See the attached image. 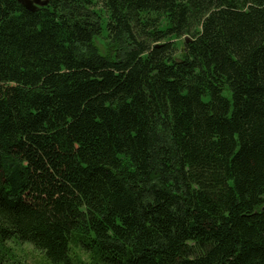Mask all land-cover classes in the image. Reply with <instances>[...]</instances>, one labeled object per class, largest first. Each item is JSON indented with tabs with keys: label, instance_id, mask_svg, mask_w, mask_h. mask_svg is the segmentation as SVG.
Listing matches in <instances>:
<instances>
[{
	"label": "trees",
	"instance_id": "16d2710c",
	"mask_svg": "<svg viewBox=\"0 0 264 264\" xmlns=\"http://www.w3.org/2000/svg\"><path fill=\"white\" fill-rule=\"evenodd\" d=\"M12 240L264 264V0H0V264Z\"/></svg>",
	"mask_w": 264,
	"mask_h": 264
},
{
	"label": "rangeland",
	"instance_id": "374dc122",
	"mask_svg": "<svg viewBox=\"0 0 264 264\" xmlns=\"http://www.w3.org/2000/svg\"><path fill=\"white\" fill-rule=\"evenodd\" d=\"M104 36L96 41L97 46L102 52L105 49ZM178 47H181L182 40H176ZM11 253L14 255V261L12 264H43L44 260L42 254L36 251L32 246L28 244H20L16 241H9L6 243ZM73 254L76 256V261H80L81 264H90L87 256L82 253L79 249H73ZM11 264V263H10Z\"/></svg>",
	"mask_w": 264,
	"mask_h": 264
},
{
	"label": "water",
	"instance_id": "95a60500",
	"mask_svg": "<svg viewBox=\"0 0 264 264\" xmlns=\"http://www.w3.org/2000/svg\"><path fill=\"white\" fill-rule=\"evenodd\" d=\"M23 8L28 11H35L39 7L47 5V0H16Z\"/></svg>",
	"mask_w": 264,
	"mask_h": 264
}]
</instances>
